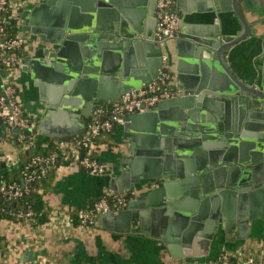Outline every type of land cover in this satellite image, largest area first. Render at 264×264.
Wrapping results in <instances>:
<instances>
[{
    "label": "crops",
    "instance_id": "1",
    "mask_svg": "<svg viewBox=\"0 0 264 264\" xmlns=\"http://www.w3.org/2000/svg\"><path fill=\"white\" fill-rule=\"evenodd\" d=\"M120 1L128 6L133 23L138 25L140 49L136 51L129 48L128 51L118 52L119 55L116 50L108 51L105 58L98 63L96 73H91L90 80H86L80 87V92L67 91V84L60 83L58 79L52 82L43 81L36 74L35 69L27 64L29 53L24 56L23 64L13 78V82L22 112L33 121L34 129H36L35 147L28 150L30 153L36 148H45L62 142L56 138L79 141V133L81 132L82 136L85 135L87 127V125L85 127L81 125L82 114L85 112L82 90L84 89V93L91 92L90 94L94 97L96 95L102 98L115 97L121 89L120 81L112 79L118 65L121 67L125 64L128 79L134 83L140 81V77L149 79L152 71L157 77L159 76L162 64L161 51L155 41V16L148 13L147 7L150 0ZM84 5L75 0H57L51 6L56 10L60 8L67 10L64 16L72 28L78 29L76 33L78 35H82L85 29H106L109 25L108 16L101 13L98 8L87 11ZM258 5L264 7V0L240 2L241 13L246 22L250 24L256 20L262 21V24L257 25V33L253 39L246 40L224 53L231 71L239 76L242 83L253 88L261 79L263 67L261 52L257 49L252 50L255 44L260 42L259 38L264 31V12L257 8ZM173 11L180 18L179 29L183 28L185 30L183 32L188 37L212 42L210 39L217 31L221 36L230 37L229 35L237 30L235 15L230 12L218 14L210 0H175ZM227 20L235 26L231 32L223 30ZM127 25L129 30H133L130 23ZM96 36L97 34H87L85 39L72 43L67 50L70 58L82 56L90 60L97 56V49L101 43L117 46V43L107 41L106 38L99 40L95 38ZM104 36L107 37L108 34ZM108 37L117 40L114 36ZM168 50L173 87L178 88L177 75L186 80L201 79L204 85L212 89L226 87V78L220 72L213 54L201 53L195 45L186 46L179 51L175 40L168 43ZM140 72L144 74L141 76ZM196 81H191L189 84H194ZM149 128L152 127L145 126L138 130L137 134L143 137L150 136ZM260 135H264L263 116L261 112L252 113L246 120V127L233 134L230 141L226 142L228 145L225 153L231 160L232 167L238 166L239 161H246V164L250 161L251 155L260 144L257 139ZM18 136L15 137L13 133L0 143V177L24 162L25 151L17 141ZM129 141L122 127H117L97 139L94 158L107 168L102 176H92L81 168L69 164H60L56 167L51 172L54 175L46 178L43 181L44 188L39 190V193L43 194L45 212L48 215V221L45 224L35 226L33 222L26 220L0 219V239L2 240L0 264H211L223 250L232 253L240 263L264 264V218L261 216L263 213L261 206L255 208V217L258 218L248 223V230L244 232V235L247 233L246 237L238 239L243 230L240 227L241 222L236 218L238 202H234L231 205L232 221L226 231L218 225L217 232L206 251L200 248L199 233H192L190 241L194 248L191 247L183 252L182 259H176L169 253L166 244L160 238L162 235L160 229L157 232L152 227L153 218L142 217L143 210L140 209L133 210L128 221L119 222L118 226L112 223L104 226L100 223V218L95 228L91 230L74 225L71 218L77 211L92 206L105 195L114 196L111 192L119 193V195L134 193L128 206L140 201L149 192L142 187L123 191L129 188L132 182L131 178L121 179L124 172L130 173L131 170V163L127 160L129 154L126 150ZM219 143L215 141L212 145L217 147ZM182 160H175L180 164L174 163V172L183 168ZM233 169L236 168L225 171L223 177L228 180L232 178L236 174V172L230 173ZM139 170L140 174H155L153 168L146 169L140 166ZM163 171L164 169H160V172ZM237 174H239L238 177H242V173ZM255 174L258 175L259 172ZM172 175L174 176L175 173ZM253 176L252 173L250 177ZM188 177L185 176L184 180H189ZM158 186L160 184L153 189ZM189 189V185L186 186L180 180H175L168 187L166 194L170 198H179L183 197ZM168 196H163L161 201L168 203L170 200ZM201 223V226L205 227L206 222ZM198 231L202 233L204 229ZM26 254L30 256L26 257ZM30 260L31 262H28Z\"/></svg>",
    "mask_w": 264,
    "mask_h": 264
},
{
    "label": "water",
    "instance_id": "2",
    "mask_svg": "<svg viewBox=\"0 0 264 264\" xmlns=\"http://www.w3.org/2000/svg\"><path fill=\"white\" fill-rule=\"evenodd\" d=\"M55 1L57 0H44L19 15L21 39L32 44L40 43L39 47L31 45L28 48L30 57L27 64L35 69L36 74L43 81L52 82L58 79L60 83L67 84V91L80 92V87L86 80H90L91 73H96L98 63L105 58L108 51L116 50L117 54L128 51L129 48L139 51L138 25L133 23L128 6L120 0H75L77 3H84L87 11L100 9L109 20L106 29H85L82 35L76 34L78 29L72 28L66 20L64 15L67 10L52 8L51 5ZM210 1L218 14L230 12L235 15L236 32L230 34V37H225L217 31L210 39L212 42H208L188 37L183 32L185 30L180 28L175 40L176 47L181 51L186 46L195 45L201 53L213 54L220 72L226 78V87L212 89L204 85L201 79L186 80L177 75L178 88L182 92L180 97L162 101L154 109L132 114L126 118L122 128L125 136L130 139L126 150L129 154L127 160L131 163V170L130 173L124 172L121 179L131 178L132 182L130 187L123 191L142 187L149 192L140 201L131 203L126 210L99 217L100 223L104 226L111 223L118 226L119 222L128 221L133 210H143L141 216L153 218L152 227L157 232L160 229L162 234L160 238L176 259H182L183 252L191 247L194 248L190 241L192 233H199L198 242L201 250H208L218 225H221L225 231L230 225L233 217L231 205L234 202H238L236 218L241 222L240 227L243 230L238 239L246 237L247 233L244 235V232L248 230V223L258 218L255 217L256 206L262 207L261 216L264 218V135L257 138L261 145L259 144L247 164L246 161H239L238 166L232 167L233 164L225 153L228 145L226 142L230 141L233 134L246 127V120L252 113L261 112L264 119V31L259 38L260 42L252 49L261 52L263 62L261 79L256 83L255 88L242 83L239 76L231 71L224 57V53L234 46L253 39L257 33V25H261L262 21L254 20L250 24L246 22L240 9L242 0ZM244 1L250 3V0ZM155 4L156 0H150L147 7L148 13L153 17ZM257 8L264 12V7L258 5ZM126 23H130L133 30H129ZM225 24L224 31L234 30L235 26L229 20ZM87 34H97L95 38L99 40L106 38L107 41L117 43V46L101 43L97 49V56L90 60L82 56L70 58L67 52L70 45L85 39ZM107 34L116 37L117 40L104 36ZM125 67V64L121 67L118 65L113 73L112 79H117L121 83V89L115 97L102 98L97 95L94 97L91 92L84 93V89L82 90L81 95L85 100V112L81 120L83 127L90 122L96 105L116 102L124 93L139 89L143 84L148 85L157 77L152 71L149 79L140 77V81L134 83L128 79ZM161 67L162 64L160 69ZM143 74L140 72L141 76ZM191 81L196 82L189 84ZM1 123L0 119V125ZM145 126L152 127L149 128L150 136H139L138 130ZM13 133L15 137L35 136L36 129L26 132L15 129ZM79 134L81 139L84 135L82 136L81 132ZM56 140L66 143L75 142V139L70 141L56 138ZM215 141L220 142L217 147L212 145ZM176 159H183L181 164L184 165L178 172L173 170L174 163H177ZM140 166L146 169L153 168L155 174H140L138 172ZM232 168L236 169L230 173L236 172V174L229 180L224 178L225 171H230ZM160 169L164 171L160 172ZM256 172L259 174L256 175ZM172 173H175V177ZM237 173H242V177H238ZM252 173L254 176L250 177ZM185 176H189L190 179L184 180ZM175 180H180L182 184L190 187L183 197L170 198L166 194L168 187ZM158 184L160 186L153 189ZM111 193L114 196L119 195V193ZM163 196L170 198L168 203L161 201ZM159 197L161 198L157 201ZM201 222H206L205 227L201 226ZM202 228L204 231L201 233L198 230ZM29 256L26 254V257Z\"/></svg>",
    "mask_w": 264,
    "mask_h": 264
},
{
    "label": "built area",
    "instance_id": "3",
    "mask_svg": "<svg viewBox=\"0 0 264 264\" xmlns=\"http://www.w3.org/2000/svg\"><path fill=\"white\" fill-rule=\"evenodd\" d=\"M174 1L157 0L155 5V41L161 48L162 62L159 76L140 89L124 93L112 105H96L91 120L87 124L85 135L75 143H55L54 150L47 157L31 158L22 171L24 183L45 177L48 172L62 163L81 168L92 176L104 175L106 166L94 158L97 139L117 127H123L128 116L149 111L162 101L181 96V90L171 85L172 73L169 68L168 43L177 39L180 22L179 16L173 11ZM40 2L41 0L34 2L0 0V119L2 120L0 143L4 142V138H9L15 129L26 132L33 130L35 126L33 121L22 112L13 78L20 71L28 48L31 45L40 46L39 42L32 44L30 41L21 39L19 15ZM17 139L23 151L35 147L34 136L19 135ZM81 154H83L82 157ZM29 169L31 172L28 171ZM29 191L30 189L20 187L16 183L0 184V198L9 205L20 200ZM133 194L130 192L117 196L105 195L92 206L76 212L78 225L90 230L95 228L100 216L125 210ZM30 217V213H20L17 219L28 221ZM211 264L249 263H240L232 253L223 250Z\"/></svg>",
    "mask_w": 264,
    "mask_h": 264
},
{
    "label": "trees",
    "instance_id": "4",
    "mask_svg": "<svg viewBox=\"0 0 264 264\" xmlns=\"http://www.w3.org/2000/svg\"><path fill=\"white\" fill-rule=\"evenodd\" d=\"M4 139H7V137ZM53 150H54V145L51 144L45 148L43 147L36 148L35 151L31 153L29 151L27 152L25 151L23 153L24 162H22V164L19 165V167L4 173L3 176L0 177V184L16 183L20 187H25L27 189H30L28 194L24 195L20 200L12 203L11 205L5 203L0 198V219L22 221L17 219V216L20 213L23 214L30 213L31 217L28 219V221L33 222L35 226L43 225L48 221V215L45 212L43 194L39 193V190L44 188L45 185L43 181L51 175L52 171L48 172L45 177L35 179L30 183H24L22 171L24 170L26 165L30 162L31 158H33L34 156L47 157ZM62 164H66V163H62ZM28 171L31 172V169H29ZM71 220L74 225L79 224V221L75 214L72 216ZM1 242L2 240L0 239V243Z\"/></svg>",
    "mask_w": 264,
    "mask_h": 264
},
{
    "label": "rangeland",
    "instance_id": "5",
    "mask_svg": "<svg viewBox=\"0 0 264 264\" xmlns=\"http://www.w3.org/2000/svg\"><path fill=\"white\" fill-rule=\"evenodd\" d=\"M32 2L36 1V0H31Z\"/></svg>",
    "mask_w": 264,
    "mask_h": 264
}]
</instances>
